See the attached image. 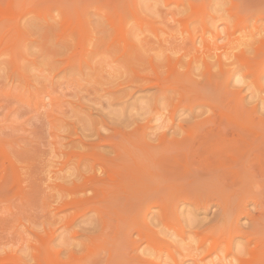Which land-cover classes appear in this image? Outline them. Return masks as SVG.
<instances>
[{"label":"rangeland","instance_id":"obj_1","mask_svg":"<svg viewBox=\"0 0 264 264\" xmlns=\"http://www.w3.org/2000/svg\"><path fill=\"white\" fill-rule=\"evenodd\" d=\"M47 245L264 264V0H0V257Z\"/></svg>","mask_w":264,"mask_h":264},{"label":"bare ground","instance_id":"obj_2","mask_svg":"<svg viewBox=\"0 0 264 264\" xmlns=\"http://www.w3.org/2000/svg\"><path fill=\"white\" fill-rule=\"evenodd\" d=\"M9 7H10V5H9ZM11 9V8H10ZM5 10H7V9H5ZM8 11H10L9 9H8ZM5 12V11H4ZM11 12V11H10ZM9 13V12H8ZM11 14H12V12H11ZM15 15H16V13H15ZM14 15V16H15ZM18 15V14H17ZM16 15V16H17ZM4 16V15H3ZM6 16V15H5ZM10 16V15H9ZM10 18V17H9ZM13 18V17H12ZM15 18V17H14ZM131 192V191H130ZM133 192V191H132ZM108 197V196H107ZM226 214V213H225ZM224 214V215H225ZM52 223V222H55V218H52L51 220H49L48 218H44L40 223H42V224H49V223ZM69 227L68 228H71V224L72 223H70L69 222ZM68 225V224H67ZM33 231H35V230H33ZM40 238V237H39ZM19 239H20V244H22L24 241L22 240L23 239V237H21V236H19ZM121 239V238H120ZM123 240V239H122ZM120 242H122L121 240H119V243ZM229 243V242H228ZM46 245V244H45ZM118 245V244H117ZM116 245V246H117ZM121 247V246H120ZM123 247V246H122ZM16 248V247H15ZM45 248V247H44ZM125 248V247H124ZM119 249V248H118ZM51 251H52V248L49 246V245H47V248H45L44 249V252H45V255H46V264H62V262L59 260V252H57L55 255H53L52 253H51ZM117 251V250H116ZM116 251H114V252H116ZM1 252V251H0ZM119 253V252H118ZM126 254V253H125ZM113 255H115V254H113ZM40 256H41V254H40ZM121 256V255H120ZM126 256H127V254H126ZM122 257V256H121ZM30 258H31V246H27V250L24 252V251H22V254L21 255H17V254H15V252H14V254H11V255H8V256H6V257H0V264H25L26 263V261H30ZM73 258H74V256H73V253L72 252H70V253H67V259H69L68 260V262L66 263V264H74V260H73ZM173 259V258H172ZM135 260H137V259H135ZM112 261V260H111ZM109 262V261H108ZM118 262V261H117ZM113 263V262H112ZM145 262H142V261H138L137 262V264H144ZM175 264V263H174Z\"/></svg>","mask_w":264,"mask_h":264}]
</instances>
